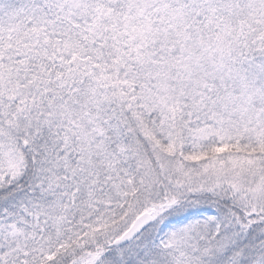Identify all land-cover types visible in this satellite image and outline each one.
Listing matches in <instances>:
<instances>
[{
    "label": "snow or ice",
    "instance_id": "snow-or-ice-1",
    "mask_svg": "<svg viewBox=\"0 0 264 264\" xmlns=\"http://www.w3.org/2000/svg\"><path fill=\"white\" fill-rule=\"evenodd\" d=\"M0 264H264V0H0Z\"/></svg>",
    "mask_w": 264,
    "mask_h": 264
}]
</instances>
